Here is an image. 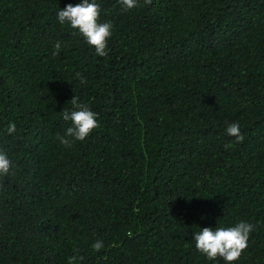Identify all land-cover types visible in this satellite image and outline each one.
I'll list each match as a JSON object with an SVG mask.
<instances>
[{
    "label": "trees",
    "instance_id": "1",
    "mask_svg": "<svg viewBox=\"0 0 264 264\" xmlns=\"http://www.w3.org/2000/svg\"><path fill=\"white\" fill-rule=\"evenodd\" d=\"M95 2L104 57L57 19L82 0H0V264H226L194 233L241 221L231 264H264V0ZM75 95L99 126L66 147Z\"/></svg>",
    "mask_w": 264,
    "mask_h": 264
},
{
    "label": "clouds",
    "instance_id": "2",
    "mask_svg": "<svg viewBox=\"0 0 264 264\" xmlns=\"http://www.w3.org/2000/svg\"><path fill=\"white\" fill-rule=\"evenodd\" d=\"M122 11H129L138 6V0H118ZM150 4L151 0H145ZM100 5L95 0H82V3L73 5L69 3L66 7L60 8L57 12V19L63 25H69L74 31L84 37L86 42L95 49V54L99 57L106 56L107 42L112 35L111 22H99ZM61 49L59 42L55 45L53 55H58ZM81 84L86 83V79L77 73ZM72 110H64L62 118L64 121H71L72 126L68 127L65 135H57L59 142L70 147L74 141H84L93 129L97 128V114L93 112L87 104L81 103L79 97L75 95L71 100ZM8 134L16 132V124L10 123L6 129ZM229 136L235 137L237 142H243L244 135L241 133L238 123H231L226 128ZM230 144H225V148H230ZM13 165L7 153L0 148V177L15 175L12 171ZM254 225L241 221L232 227H203L194 233L196 248L205 254L209 260L222 258L226 264L240 258L242 252L248 247L250 233ZM92 247L99 252L103 248V242L97 241ZM78 257L69 258L68 264H76Z\"/></svg>",
    "mask_w": 264,
    "mask_h": 264
}]
</instances>
